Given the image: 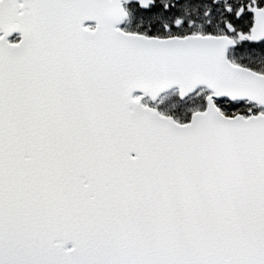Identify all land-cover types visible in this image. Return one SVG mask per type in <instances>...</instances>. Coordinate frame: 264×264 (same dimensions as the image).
Segmentation results:
<instances>
[{"label": "snow or ice", "instance_id": "1", "mask_svg": "<svg viewBox=\"0 0 264 264\" xmlns=\"http://www.w3.org/2000/svg\"><path fill=\"white\" fill-rule=\"evenodd\" d=\"M0 264H264V0H0Z\"/></svg>", "mask_w": 264, "mask_h": 264}]
</instances>
